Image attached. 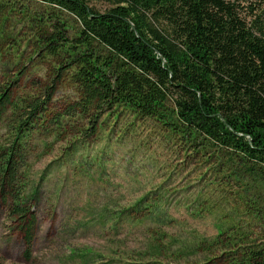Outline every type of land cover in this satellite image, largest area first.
Listing matches in <instances>:
<instances>
[{"label": "trees", "instance_id": "1", "mask_svg": "<svg viewBox=\"0 0 264 264\" xmlns=\"http://www.w3.org/2000/svg\"><path fill=\"white\" fill-rule=\"evenodd\" d=\"M93 1L0 0V116H17L12 138L0 143V204L18 222L25 257L35 215L22 141L63 85L72 97L60 118L85 121L86 139L126 115L130 127L165 131L159 142L171 137L194 157L206 154L214 171L221 157L230 160L235 182L248 177L240 194L252 219L184 248L203 251L199 264H264V0H112L104 12ZM30 7L45 12L35 19ZM12 19L30 33L13 31ZM46 62L49 86L35 79L25 100L11 102L12 90Z\"/></svg>", "mask_w": 264, "mask_h": 264}, {"label": "rangeland", "instance_id": "2", "mask_svg": "<svg viewBox=\"0 0 264 264\" xmlns=\"http://www.w3.org/2000/svg\"><path fill=\"white\" fill-rule=\"evenodd\" d=\"M90 6L104 12L112 0ZM42 8L30 7V17L39 19ZM14 20L13 31L30 33ZM52 70L51 62L32 68L25 88L12 90L11 102L25 100L35 79L49 86ZM71 97L63 85L57 87L22 141L20 168L35 215L34 242L26 258L18 222L0 204V264H199L203 251L186 249L184 242L208 243L219 228L250 222L240 194L249 180L235 182L230 160L221 157L224 166L214 171L206 154L194 157L171 137L159 142L165 131L152 123L130 127L126 115L86 139L85 121L60 118ZM16 119L10 110L0 116L1 147L9 142L7 133L12 138Z\"/></svg>", "mask_w": 264, "mask_h": 264}]
</instances>
